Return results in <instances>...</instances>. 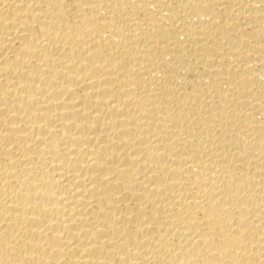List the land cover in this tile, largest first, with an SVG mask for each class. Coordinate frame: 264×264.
Instances as JSON below:
<instances>
[{
  "label": "bare ground",
  "instance_id": "6f19581e",
  "mask_svg": "<svg viewBox=\"0 0 264 264\" xmlns=\"http://www.w3.org/2000/svg\"><path fill=\"white\" fill-rule=\"evenodd\" d=\"M0 264H264V0H0Z\"/></svg>",
  "mask_w": 264,
  "mask_h": 264
}]
</instances>
